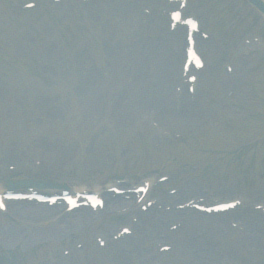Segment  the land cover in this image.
Wrapping results in <instances>:
<instances>
[{"label":"rangeland","instance_id":"374dc122","mask_svg":"<svg viewBox=\"0 0 264 264\" xmlns=\"http://www.w3.org/2000/svg\"><path fill=\"white\" fill-rule=\"evenodd\" d=\"M26 1L35 5L27 6ZM133 2L140 0H0V186L18 173L50 175L74 190H101L108 204L58 236L55 224L32 226L13 208L0 213V264H110L115 250L109 238L122 236L131 213L119 207L136 202L140 211L152 212L155 196L182 187L184 196L175 204H157L164 225L159 224L169 235L177 228L169 213L180 219H188L191 211L202 215L196 208L201 201L240 202L249 197L258 208L238 204L240 214L264 220V16L248 0H188L185 14H198L207 35H195L206 67L196 72L189 91L193 72L183 74L182 68L186 37L167 24L179 0L157 3L156 15H149L153 3L146 1L129 21L107 23L121 4L124 8ZM145 13L159 25L151 21L150 28L138 31L130 22ZM146 30L150 36L161 35V44L177 58L174 73L165 81L155 62L147 70L163 78L169 97L165 112L172 118L191 117L186 127L163 117L159 101L137 97L141 82L137 87L111 80L110 53L116 44L130 46L129 36L142 39ZM91 74L98 76L97 85L87 83ZM152 87L148 79L147 90ZM88 89L95 92L90 100ZM183 100L188 101L186 108ZM196 107L206 111L201 121ZM147 182L151 193L143 200L125 192ZM117 186L122 187L121 195L113 190ZM114 195L124 202L115 206ZM23 205L33 206L25 201ZM232 217L226 221L235 234L244 225L237 226L236 211ZM173 235L177 240L184 237L181 232ZM248 243L253 250L240 255L243 264H264V239ZM166 244L170 251L163 249ZM166 244L149 246L166 252L154 264H195ZM136 257L125 264H135Z\"/></svg>","mask_w":264,"mask_h":264},{"label":"bare ground","instance_id":"6f19581e","mask_svg":"<svg viewBox=\"0 0 264 264\" xmlns=\"http://www.w3.org/2000/svg\"><path fill=\"white\" fill-rule=\"evenodd\" d=\"M142 3L146 4L145 2ZM140 5V3H137V5H135V2H133V4H130L126 7L124 6L123 8L121 4L120 12L113 14L107 23H110L114 20L121 22H126L127 20L129 21L131 17H134L133 14L135 13V11H138L137 9ZM93 9L95 10V12H97V9L95 7H93ZM94 10H92L93 15L95 14ZM98 10L100 11V14H102L105 11V7L101 5L99 6ZM138 16L137 19H133L132 22H130L136 27L138 31H141L146 27L150 28L151 21L154 23V25H159L156 21L148 18L147 15L138 14ZM163 26L165 27L164 24ZM160 29L164 30L163 28ZM147 32L148 30L141 32V35L144 36L141 37L142 39H139L140 37L138 36H129L131 37L129 39L130 46L121 44L119 45V42L116 44V48L110 53L112 63L111 80L114 85H130L131 83L136 85L138 81L142 83L143 87L146 85V88H139L136 85L138 87L137 91H140V93L136 94L137 97H145V100L152 102L159 101L161 106L160 108L163 111L162 113L163 115H165L163 117L170 119L172 118L169 116L170 114L168 113V115L165 112L169 109V103L167 102L169 97L165 94L164 91L165 85L163 84V78H155L154 76H151V74L148 73L147 66L155 62L156 71L164 73L165 81V78L171 77V75L174 73L173 68L176 64L175 60L177 58L173 53L170 54V52L167 51V48L163 44H161V42L159 41L160 35L153 34L151 35V37H149L145 35ZM147 34L150 35L149 32ZM154 40H156L160 48L157 47L156 43H153ZM172 56L174 57V60H172ZM138 71L139 75H136ZM148 79L150 85L153 86L151 90H147ZM98 82L99 78L97 75L94 77L93 74H91V76L87 79V83L89 85H97ZM89 85H87V87H89ZM88 90L89 93H87V96L88 100H90L94 96L95 92H92L90 89ZM146 90H150L147 95ZM174 94L175 90L173 85V100H175ZM187 102V100H183V102L181 103L183 104L182 106L186 108ZM196 110L199 112L196 113L198 118H200V121L203 120V116L206 114V111L203 109H199L198 107H196ZM172 119H174L172 120V122L180 128L186 127L187 124L189 125V123L192 122L190 116L186 119ZM196 123H192L191 127L189 126L188 129L194 127ZM185 186H188V184H186ZM3 188V186H0V190H2ZM119 188L122 187L120 186ZM182 188L174 194L169 193L161 196H155V206L153 205L152 212H150L149 210L147 212H142L137 209L136 202H124L119 199V195L121 194L114 195L118 196V198L114 200L115 206H118L119 204L124 202L123 204L125 205L119 208H121V210H125L126 213L131 212L129 214L130 218L126 225L128 226V228L133 226L137 228L138 231H129V233L123 234L119 239H115L113 237L109 238L108 242L115 250L114 256L109 258V260L113 259L112 261L110 260V264H125L126 262H131V260L135 256L139 258L138 260L134 261L135 264H154L153 261H159L158 259H160L161 256L165 255L166 252L159 253L158 248L157 250L151 251L149 250V246L158 247L160 243L171 244L172 250H175L177 254L182 257V259L186 258L187 256L189 261L194 262L195 264H222V261H226V263L228 264H243V257L246 255V253L253 250L246 244L249 241L252 242L251 244H254V240L258 241L264 239V220L259 216L257 218H254V220L252 219V217L247 218L240 214L239 208L236 210L237 219L235 221L238 222L237 226H244L241 230L239 228L238 230L235 229L234 231H239L235 234L230 233L234 228L231 227L226 221L229 220L226 219V217L233 218L232 216H234L235 211H231L229 213L217 212L214 214L204 213L202 215L198 214L197 211H191L194 213H187L189 215L188 219L187 216L181 217V219L177 218L175 215L168 212L170 214L169 217L174 218L169 220H174L177 224V228L172 233L170 232L171 235L167 234L166 227H163L159 224H162L163 221L162 219H159L160 216L158 213L159 209L157 207V204H160L163 207H165L166 205L175 204L176 199L182 198L184 196V190H182ZM149 189L151 190L150 184ZM125 192H127V194H129L132 198L137 197L136 194H133L131 192L128 193V191ZM149 192L151 193V191ZM110 194L112 195L111 192ZM110 194L107 193L106 195L110 196ZM139 197L141 198L142 194L138 196L137 200L139 199ZM144 197L145 196H143V198L141 199H144ZM108 201L112 204V200ZM21 203L24 204V202ZM21 203L19 202L13 209L18 216L23 217L32 226H36L37 224H51L52 226L55 224L53 229L56 236H58L62 232L64 233L66 230H71L75 226L80 225L83 221H87L88 219L93 218L92 214L87 209L79 210L78 213L72 212L70 214H66L63 212L60 206L52 205L51 207H48L45 204L34 206L32 203H28V205L32 204L33 206H26ZM247 206H249V202L247 203ZM64 208L68 209L66 205ZM172 212H176L175 214L185 213L182 212V210H175ZM110 230L111 229H109L108 231ZM163 232L165 233L164 235L162 234ZM179 232H181L184 237L177 240L176 237H174L175 235L173 234H177ZM132 236L136 239H134ZM171 236L173 237V239L168 240ZM192 254L197 257V260H195ZM240 255L243 257H240ZM143 256H145V260L139 261ZM205 258H207L206 261L210 262H203Z\"/></svg>","mask_w":264,"mask_h":264},{"label":"water","instance_id":"95a60500","mask_svg":"<svg viewBox=\"0 0 264 264\" xmlns=\"http://www.w3.org/2000/svg\"><path fill=\"white\" fill-rule=\"evenodd\" d=\"M251 1L254 2L255 4H257L261 9L264 10V4H263V3H261V2L258 1V0H251Z\"/></svg>","mask_w":264,"mask_h":264}]
</instances>
